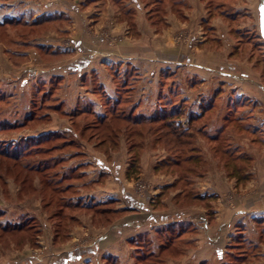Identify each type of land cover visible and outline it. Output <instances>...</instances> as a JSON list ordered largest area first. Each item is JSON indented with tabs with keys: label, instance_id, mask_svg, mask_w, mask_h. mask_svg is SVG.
I'll return each instance as SVG.
<instances>
[{
	"label": "rangeland",
	"instance_id": "rangeland-1",
	"mask_svg": "<svg viewBox=\"0 0 264 264\" xmlns=\"http://www.w3.org/2000/svg\"><path fill=\"white\" fill-rule=\"evenodd\" d=\"M96 1L98 0H0V98L4 99L3 102H0V149L3 148L4 150L0 153V226H6L8 228L22 226L24 230L19 232H11V229L5 232L0 230V264H16L15 260L19 261V264H23L20 260H24L26 256L24 254H28L25 249L33 248L32 254L29 253L31 254L30 259L36 264H41L43 256L51 251V247H65L67 249L82 245L90 240L92 241L91 244L97 243L98 241L101 243L104 242L107 239L106 235L108 233V230L105 228L130 213L128 211H130L131 206L127 202L126 204L122 203V201L125 202V195L127 198H134L135 195L138 198L135 200H139L142 203L147 200V193H150L151 197L147 201V206L152 211L156 209L162 210L164 207L163 200L166 199L171 200L177 209L197 206L199 210H194V218L197 222L200 221L201 226H204V237L210 235L209 241L212 245H217L216 242L218 240L223 243V240L233 238L229 237V235L235 232V227H237V223L233 219L241 217L240 215L243 213L241 211L242 205L248 200L247 194L249 189H244L247 182L252 177L255 180L258 172L264 174V164L262 163L264 160H261L262 156L257 158V165L260 168H254L256 163L255 157H250L247 153L251 148L257 150L264 149V144L260 141L263 138V134H252L250 133L251 131L246 130L247 127L245 126L250 125L251 119L244 121L243 124H237L235 123L236 121H228V123L224 121L225 118L237 119L240 116L243 109H234V106H237L235 100H237L239 95L236 89L237 91H241L243 89L240 88L242 84L244 87H251V83L253 84L251 75H257L253 70L246 69V67L244 68L245 71L239 70L233 63L228 62L221 67L213 68L206 64L208 60L205 58H198L197 55L194 57L191 54L187 55L185 65L166 63L173 68L176 66L180 67L179 73L181 75L176 74L177 78L182 81L184 79L181 77H188L186 72L192 73L191 69L197 68L204 72L209 83L211 82L215 86L219 84L220 86L221 91L218 93L215 90H211V94L219 97V101L217 99L214 100V107L207 113L209 116L199 120V123H195V127L187 125L189 127L184 128L192 133V144L197 147V150L191 149V151L189 149L190 147L186 148L187 150L180 147L181 151L167 152V145L162 143L157 144L152 135L141 139L137 137L127 138V134L125 135L123 133L111 135L109 137V144L103 145L102 148H95V144L103 139H96L98 135H108L110 133L109 129L114 131V128H120L121 124H113V127L109 129L101 128L95 134L93 130H83L85 121L91 119L89 117L85 118V121H82L81 124L71 127L70 121L58 109H47L46 105L41 108L39 102L43 94L42 92L53 91L52 87H54V83L49 80V77L57 74H68L65 69L70 68L68 64L70 61L76 59L79 54L75 55L76 52L73 50L74 54L62 53L52 55L51 51L53 50H48V48L45 50V48L43 49L41 46H38V43L53 44L52 47L58 44V48L59 46L61 48L68 46L72 48L74 47V43L72 42L77 40L80 35V30H82V39L86 37V34L94 33L92 35L93 37L105 40V38L110 39L111 30L117 26L120 28V25H123L122 29H124V34L126 30L131 28L130 22L117 23V20H115V13L118 11V7L123 8L121 4H115L113 0H106V4ZM237 1L240 0H204L203 2L208 9L204 20L207 24H204L202 28L206 33L204 35L205 38L200 35L198 39H191L192 36L190 37V34V38H188V34L180 30L175 38L177 43H191L193 45L192 48H194L198 41H205L206 39V45L209 44L212 48H216L223 40L228 47H232V50L234 49L233 44L236 43L242 47V56L239 55V58L247 59L248 57L258 62L260 66H263L264 46H262L261 40L258 39V35L260 32V11L264 7V0L249 1L250 6L253 8L250 12L248 9L240 12L235 11ZM141 2L143 4H149V6L146 5L147 7H145L149 10L148 16L151 15L149 19L152 20L153 18L161 16V13L154 7L155 5L151 4L152 0H141ZM222 11L225 12H223V15H221ZM46 12H64L63 17L65 18L60 17L44 20L42 15ZM92 18H97L96 21L101 22L97 30L92 26V24L94 25L92 22L95 21ZM215 18L221 19L228 26V31H226V35L228 36L224 34L219 40L212 37L218 36V33H215V29L213 31L210 29L212 28L210 22ZM15 20L21 21L15 22ZM207 26L210 27L209 30ZM238 26H241V28L237 30ZM83 42L87 49L91 48L87 41L83 39ZM234 51L238 52L237 50ZM87 55L92 56L89 52L82 54L83 57ZM165 68L167 69V67ZM44 79L46 80L44 81ZM64 79V77H61L60 83L55 86V95L50 99L47 98L50 101H46V104L57 105L60 104L61 100H64V103L67 102V107L66 104H63V107L66 111H69L72 108V104H76L75 100L73 103L69 100H73V97L77 96L79 92H75V86H70V84L69 88L71 91L70 89L67 90L66 100L60 98V95L63 96V93H60V89H65V87L61 86ZM73 80L79 81L77 76L71 81ZM117 80L122 82L124 78L116 80L113 78L114 82H117ZM170 80L168 79L169 82ZM92 82L95 83L94 80ZM179 84L181 86L180 82ZM251 88L254 90L256 87L253 84ZM164 89L165 91L166 89L169 90L166 86ZM260 89L264 94V82ZM99 90L96 93L97 102L99 103L100 99L102 103H105V97L101 95ZM121 90L122 88L118 91V94L122 92V94L120 93L121 96L116 95V98L119 100L127 95L126 92ZM114 93L116 94V92H113V95ZM258 93L260 92L258 91ZM230 95H234L236 99L227 102ZM54 97H57V99H54ZM241 100H244V98ZM100 106H102L101 102L98 104V108ZM121 106L124 107L123 105ZM34 109L36 110V116L39 118L38 121L35 120L28 127L21 129L2 131L3 128L1 126L3 125L2 120H4V115L10 116L12 123L16 121L19 124L20 122H25L24 116L31 112V110L33 112ZM102 109L104 110V108ZM254 110L261 111V107H254ZM194 113L198 114L199 111L196 110ZM194 113L193 115H196ZM261 120L255 125L259 127L262 122ZM202 124H205V127H201ZM183 127H185L184 124ZM210 127H213V130H215L214 134L220 132L223 140L219 137H217L219 138L217 140L210 137L209 135H213V132L208 130L211 129ZM55 128L58 130L72 129L76 133L80 130V135L76 136L81 144L80 148H67L65 152H61V150L55 148L60 140L38 144L39 146L36 150L32 147L37 145L36 140L38 137L48 134L49 131H45V129ZM204 128L208 131L209 135L203 132ZM250 129L253 131L256 130L253 126ZM262 129L264 130V125H262ZM160 130L165 131V128ZM31 138L36 139L31 141ZM88 138L91 139L90 142L92 143L85 141ZM254 139H258V141ZM134 141L145 144L149 143V145L142 150L130 151L128 145ZM120 144H122L120 146L121 149L118 150V145ZM234 146H236V149L233 150ZM42 148H44V153ZM54 148L56 150L52 151ZM93 149L96 151V154L100 155L98 153L100 152L110 162H114L113 166H111L114 169L111 171L112 178H109L110 180H114L112 187L118 188L119 181L121 182L122 180L123 184L120 183V188L117 189L122 192H119V196H117L120 198V209H122L118 213L104 211L107 214H101L99 210L66 209L64 207L65 204H94L93 201L86 199L84 194H82L80 182L77 183L76 188L73 187L64 194L60 192L51 193L50 190L54 186L46 189L48 187L46 182L49 175L53 176L62 170L63 173L68 172L71 168L78 166L81 171L86 166L84 163L86 159L91 161V163H96L94 160L95 156L91 154ZM78 150L84 156L71 159V154ZM37 151L42 153L39 157L35 156V165L41 163L44 166L49 164L47 162L52 163L49 157L52 156L60 160L59 166L56 169L46 171L44 174L34 173L33 176L27 177V175L32 174L23 170L21 166L17 167V165H13L11 160L6 159L10 156L13 159L24 160V157L29 156V154H34ZM193 152H200V155L194 154L196 158L190 162H186L187 155L193 154ZM60 157L63 158L64 162H61ZM25 161L27 160L23 162L25 163ZM175 164H179V166ZM9 165L13 171L9 169ZM104 168L108 170L106 166ZM243 176H247V179H235V177L242 178ZM180 177L182 181L178 182ZM185 177H188V179L183 181ZM68 184L70 182H64L62 186L66 187ZM261 188L264 189V186L261 185ZM156 189L158 190L157 194L153 193ZM208 190H211L209 192H213L214 190V192L207 194L216 193L218 197L211 196V198L207 199L190 200L193 194H202L208 192ZM187 193L188 195H185ZM217 198L220 200V205L213 207L214 204H218L219 200ZM49 200L53 201V203L47 206L46 204ZM128 201L136 208L130 214L132 221L130 218L128 219L131 226L132 224H139V220H147L150 218L152 214L150 212H143L136 201L129 199ZM116 203L114 204L116 205ZM223 203H226V207ZM239 203H241L240 205L242 207L238 211L235 208ZM114 204H107L106 207L113 208ZM174 206L170 204L169 210V205L167 203L165 204L167 214L173 213ZM202 206L207 212L206 214L200 210ZM98 207L104 208V204L102 203ZM225 208L231 210V213H233L232 216H229V213H227L229 218H226V227L219 228L217 231H211L208 226L209 223L206 221L207 218L209 220L212 219L214 209H216V214H220L224 212L223 210ZM219 219H221L220 215ZM151 220L155 223L153 219ZM240 220L242 221V219ZM157 222L155 224L159 225L160 223L157 224ZM121 223H124L122 219L116 222V226L114 225L113 227L117 228L122 225ZM165 223L164 221L162 224ZM168 224L169 222L164 227H168ZM243 227L245 229L246 226L244 225ZM147 228L149 230L153 229ZM258 228L264 234L262 231L263 227L259 226ZM156 230L154 228L153 232H157ZM248 230H246L248 233L252 231L251 228ZM213 232L215 233L211 236ZM174 233V229H168L166 230L165 237L157 238L156 233L154 238L150 239L151 241L148 243L150 245L147 246L148 244H146L145 246L151 248L149 254L155 258L144 261L145 264H154L156 261L158 264H177L174 260L184 256L186 247L191 246L190 243L186 245L184 238L176 239L175 243H172L170 247L164 249L158 255L161 242H166L172 238L170 235ZM119 245L122 246L121 248L124 252L127 244L122 241ZM130 245L133 248L132 242ZM24 250L25 252H23ZM254 253L255 251L253 250V255ZM253 255L250 253L247 261H245L246 264H250V261L252 263ZM134 256L135 252L133 248L131 249L129 259L134 261ZM262 258L264 264V256ZM215 261L217 260L215 259Z\"/></svg>",
	"mask_w": 264,
	"mask_h": 264
},
{
	"label": "crops",
	"instance_id": "crops-1",
	"mask_svg": "<svg viewBox=\"0 0 264 264\" xmlns=\"http://www.w3.org/2000/svg\"><path fill=\"white\" fill-rule=\"evenodd\" d=\"M99 1L100 3L102 2L103 4H106V0H98L96 2ZM203 1L204 0H152L151 4L155 5L154 7H156L158 12L161 13V16L158 18H153L151 20L149 19L151 15L148 16L149 10L145 8L149 6V4H143L141 0H113L115 4H121L123 7H118V11L116 10V22L124 23L128 21L131 24V28L126 30L125 34L124 29H122L123 25H120V28H118L117 26L111 30L110 39L105 38L104 40L102 38H95L92 36L94 33L86 34V37H84L83 39L84 41H87L91 46L90 49H87L86 46H84L85 43L83 42L81 35L82 30H80V35L77 40L72 42L74 43V47L72 48L69 46L61 48L59 46V49L57 46L58 44L52 47L53 44H46L44 42L38 43L37 45L41 46V48L43 49L45 48V50L47 48L48 50H53L51 51L52 55L62 53L74 54V51L76 52L75 55L79 54L76 59H72L73 61H70V63L68 64V66L72 68L70 72H66L68 74H57L58 76L65 78L61 83V86L65 87V89H60V93H63V96L59 94L60 98L66 100L67 90L70 89V86H75L74 91L79 92V94L77 96H74L73 100H69L71 103L75 101L77 103L81 100L84 102H90L95 104V109L98 112H102V109L100 107L98 108L99 103L97 102L98 100L95 95V90L101 89L102 92L105 93L108 97L112 99L116 98L115 93L113 95V92H115L116 90V84L113 81L112 74L118 72L121 75L120 77L125 79V77L128 75L127 73L130 72L129 79L134 80L133 88L135 91V100L139 101L145 109L151 110L156 105L157 100L161 98L160 89L162 91H165V87L161 88L160 86L161 72L162 70H168L170 71V83L175 84L179 97L181 98V100L185 101L186 105V113L178 120V122L182 127L184 124V128H187L190 126V118L193 117V113L196 110L199 111L198 115H201L202 112L200 110V104L203 99H213V102L215 99L219 101V97L211 94V90H215V92L218 93L219 91H221L219 88L220 86L219 84L215 86L212 85L211 82L209 83L208 79L206 78L207 76L204 75V72L197 68H192V73L186 72V75L188 77H181L182 79H184V81H182L177 78L176 74L178 73L181 75V73H179L180 67L176 66L175 68H173L171 66H168L166 63L185 65L187 55L191 54L194 57L195 55H197L198 58L203 57L208 60L206 64L212 66L213 68L221 67L229 62L233 63L239 70L245 71L244 68L246 67V69L248 68L249 70H253L254 73L257 74H250L253 80L252 82L256 87L254 90L251 88L253 85L252 83L251 87H244L242 84L240 86V88H243L241 89V91H237L236 89V92H238L239 95L237 97V100H235L237 106H234V109H243L239 116V118L241 119V121L239 122L240 124H243L244 121L251 119L249 127L253 126L254 129H256L255 131H257V134L264 135V130L262 129V125H264V94L260 89L261 85L263 86L264 82V63L263 66H260L258 62L249 59L248 57L247 59H243L242 57L239 58V55L242 56V47L236 43L233 44V50L232 47H228L223 40L220 45H217L218 47L212 48L209 44L206 45L205 39V41H198L197 45L192 48L193 45L191 43L188 44L186 42L185 44H180L177 43V40L175 39L177 33L180 30L187 33L188 38L192 36L191 39H198V36L200 35L204 37L206 33L204 32V29L202 30V28L204 24H207L204 20L208 9L206 8ZM249 1L251 0L237 1L235 5V11L240 12L246 9H248L249 12L252 11L253 8L252 6H250ZM223 12L224 11H222L221 15H223ZM63 13L64 12H46L42 16H56V18H65L63 17ZM92 19L95 20L94 22H92L94 23V25L92 24V26H94V29L97 30L101 22L96 21L97 18ZM210 23L212 28L207 26V29L209 30L210 28L212 29V31L213 29H215V33H218V36H212L213 38L219 40L220 38H222V36H224V34L226 35L228 26L224 22H222L221 19L215 18ZM240 28L241 26H238L237 30ZM234 50H237L238 52H235ZM86 52L91 53L92 56L87 55L88 57H83L82 54H85ZM165 67H167V69ZM76 76L78 77L79 81H71L72 79H75ZM52 77L53 76L49 77V80H51ZM45 80L46 79H44V81ZM93 80L95 81V83L92 82ZM179 82L181 83V86ZM96 86L97 88H95ZM167 90L168 89H166V91ZM246 90L248 91L246 92ZM258 91L260 93H258ZM230 96L227 102L236 99L234 95H232L231 97ZM242 98H244V100H241ZM259 106L261 107V111H256L258 108L254 110V107ZM249 107H251V111L248 110ZM260 119H262V122L260 123L259 128L255 124L259 123ZM57 130V128L45 129V131L49 132ZM208 130L213 132V134L215 133L213 127ZM229 131L231 132L230 129ZM263 135L262 137L264 138ZM121 145L122 144L118 145V150L121 149ZM243 149L246 150L245 147H243ZM98 153L100 155L96 154V151L94 149L91 152L92 156H95L94 160L96 161V163H91V161H89L88 159L84 160L86 166L83 170H81V173L84 174L85 177L82 181H78L81 183L82 194H84V197L86 199L93 201L94 204L103 203L107 205L109 203L112 204V202H117V206L114 204L113 208L115 210H122L120 209V198L117 197L119 196V192H121L117 189L120 188V183L123 184L122 180L121 182L119 181L118 188L112 187L114 180L110 179L112 178L111 171L114 169H112L111 166H113L114 162H110L105 155H102V153L100 152ZM247 153L250 157H255L256 163L254 165V168H260L259 165H257V158L262 156L261 160H264V149L257 150L251 148V150H248ZM262 163L264 164V162ZM102 165L104 167L106 166L108 170H105V168L103 169V167H101ZM235 179L238 180V177H235ZM77 183H75L76 186ZM261 185L264 186V174H262L261 172H258V176L257 178H255V180L252 177L247 182V185L244 189H249L247 194L248 200L242 205L243 207L240 205L241 203H239L235 208V210L238 209L239 211V209L242 207L241 211H243V213L240 215L241 217H236L233 219L236 221L237 227H235L234 225L235 232L233 231L234 233L229 235V237L234 238L238 233V227H243L244 225L246 226L244 231L248 238L253 242V250L255 251L254 255L252 252L253 260L252 263L250 261V264H263L262 256H264V234H262L261 230L258 228L259 226L263 227L262 231L264 232V189L261 188ZM209 191L211 190H208V192H204L200 195L205 198H209L211 196L218 197L216 193L207 194L214 192V190L213 192ZM153 193L157 194L158 190L156 189V191H153ZM252 194H254V196H252ZM147 196V200L142 203L139 200H135L138 199L135 195L134 198H127L126 195L124 196L125 202L122 201V203L126 204L127 202V204L131 206L130 211H128L130 213L127 216L124 215V217L119 218L117 221L113 222L112 225H108L105 228L106 230H108V233L106 235L107 239L104 242L101 243L98 241L97 243L91 244L92 241L90 240L83 243L82 245L67 249L65 247H51V251L47 255L43 256L41 264H107L108 259H111L112 262L116 261L118 264H133V261L129 259L131 249H133L130 245L131 242L136 240L138 236L143 234H146L149 239L154 238L156 232H153V229L156 228V231H158L159 229L164 227L167 222H169V226H177L178 224H187L188 226L189 224H191L192 229L194 228V231H186L185 234L181 237L185 239L186 245L190 243L191 246L186 247L184 256L176 258V260H174L177 264L225 263L226 256L230 252L229 246L231 245L233 238H228V240L225 239L223 240V243L218 240L216 242L217 245H212L209 241L210 235L206 236L208 239L204 237V226H201L200 221L197 222V220H195L194 218V210H199V207L189 206L185 207L184 209H177V207L174 206L171 200L166 199L163 200L164 207L162 210L156 209L152 211L147 206V201L149 197H151V194L147 193ZM128 199L131 201H136L139 205V208H141L143 212H150L152 214L150 218H148L147 220H139V224L136 223L135 225L132 224L131 226L128 219L131 216L130 214L134 212V209L136 208L134 205H131ZM217 200L219 199L217 198ZM166 203L169 205V210L170 204L174 206L173 213L167 214V210L165 209ZM223 204L226 207V203ZM219 205L220 200L218 201V204H214L213 207ZM216 209L213 210L212 219L209 221L206 220L207 223H209L208 226L211 231H217L219 228L226 227V218H229V216H232L233 214L231 213V210H227L226 208L223 210V213L216 214ZM200 210L204 211V214L207 213L203 209V206ZM227 213H229V216L227 215ZM177 215L178 217H176ZM219 215L221 216V219H219ZM121 219L124 223H121L122 225L119 224L120 226L114 228L113 226L115 225V223ZM151 219H153L155 223L156 221H158L157 224H160L156 225ZM240 219H242V221ZM164 221L166 223L162 224L164 223ZM252 223L254 224V226ZM147 227L153 229L149 230ZM250 228L252 231L248 233L246 230ZM214 233L215 232H213L211 236ZM122 241L127 244V250L124 249V252L121 248L122 246L119 245V243ZM219 249L221 250L223 255L221 259H218V257L216 256V252ZM25 250L26 253L32 254L33 248ZM25 250L23 252H25ZM123 253H125V255H123ZM28 254H24L26 255L24 258L25 261L20 260V262H23V264H36L33 260L30 259L31 254ZM215 259L217 261H215ZM15 262L16 264H19V261L15 260Z\"/></svg>",
	"mask_w": 264,
	"mask_h": 264
},
{
	"label": "trees",
	"instance_id": "trees-1",
	"mask_svg": "<svg viewBox=\"0 0 264 264\" xmlns=\"http://www.w3.org/2000/svg\"><path fill=\"white\" fill-rule=\"evenodd\" d=\"M44 18V20H51L53 18H56V16H42ZM14 21V20H12ZM21 20H15V22H19ZM258 39L261 40V44L262 46H264V41L261 37V34L259 32L258 35ZM72 68H67L65 69L67 72H70ZM133 72V71H132ZM128 75L125 77V79L121 82L120 80L117 82H115L116 84V94L117 96H121L122 92L118 91L120 90V88H122L121 91L126 92V96H123V98H121V100H119L118 98H116L115 100L108 97L105 93L102 92V90L96 89L95 90V95L98 92V90L100 91L101 95L105 97V103H102V101L99 99V101L101 102L102 106H100V108H104V110L102 109V112H98L95 109V104L90 103V102H84V101H78L75 106H73L72 108H70L69 111H66L63 107V104H65L63 101H60V104L57 105H47L46 101L49 102L50 100H48L47 98H51L53 95H55V86L58 85L60 83V79L61 76H53L51 78V81H53L54 83V87L53 91H43L42 93V97L40 99V105L41 108L44 107V105L47 106V109H53V110H59L61 111V114L66 117L68 119V121H70V126L74 127L77 126L79 124L82 123V121H85V118H91L89 120H86L85 123L83 124V130H93L95 131V134L97 133V131H100V129H109L113 127V124H121L120 128H114V131H110V133L108 135H104V136H100L98 135L96 137V139H100L103 138L100 142L95 144V148H102L103 145L105 144H109V137L111 135H118L120 133L123 134H127V138L129 137H137V138H146L148 136H153L154 140L157 142V144L162 143L167 145V152H172V151H181L182 149H186L189 148L190 150H197V147H195L192 144V139H193V135L191 132H189L187 129H184V127L181 126V124L178 122V120L185 115V109H186V105H185V101L181 100V98H179V94L177 92V87H175V84H171L168 79L170 77L169 75V71L168 70H162L161 72V76H160V86L161 88L167 86V88H169L168 91H162L160 89V96L161 98H159L157 100L156 105L151 109H145L142 104L135 100L134 98V80H130V72L127 73ZM113 78L116 79H121L122 77H120L121 75L117 72L115 74H112ZM61 85V84H60ZM121 93V94H120ZM215 98V97H213ZM54 99H57V97H54ZM4 99L0 98V102H3ZM58 101V100H57ZM63 102V103H62ZM99 102V103H100ZM213 99H203L201 104H200V110H201V115L199 116L198 114L193 115V117L190 118L189 124L191 125V127H195V123H199V120H201L202 118L209 116V111L214 107L213 104ZM121 105H123L124 107H122ZM35 106V105H34ZM36 109V108H35ZM34 109V111L29 112L28 114H26L24 116V120L25 122H20L19 124L15 122H11L10 121V116L4 115L3 118L4 120H2L3 125L1 126L3 129L2 131L5 130H15V129H21L23 127H28L29 124H31L33 121L37 120L38 121V117L36 116L35 112L36 110ZM108 109V110H106ZM2 112V111H1ZM7 113H8V109H7ZM1 115V114H0ZM228 121H232L235 123H239L241 121V119L239 117H237V119L234 118H225V122L228 123ZM26 124V125H25ZM156 124V125H155ZM25 125V126H24ZM155 125V126H154ZM117 126V125H116ZM201 127H205V124H202ZM165 128V131H161L160 129ZM207 128V127H206ZM82 130V131H83ZM246 130L251 131L250 133L254 134L257 133V131H253L250 129V127L248 126L246 128ZM245 130V131H246ZM80 130L76 133L75 131H73L72 129L69 130H57V131H51L48 132V134L46 136H42V137H38L37 138V145L32 146L34 147V149H38V146L40 144L46 143V142H52L55 140H60L59 144L55 146L56 149L61 150V152H65L67 148H80L81 144L79 143V141L77 140L76 136L80 135L79 134ZM203 132H205L206 134L208 133V131L204 128ZM248 132V131H246ZM94 135V134H93ZM91 135V136H93ZM209 135V133L207 134ZM90 136V137H91ZM210 137H213L215 140L217 139H221L222 138V134L220 132H217L216 134L213 135H209ZM219 137V138H217ZM208 138V137H207ZM31 141H34L36 138H31ZM83 139V138H82ZM90 139V138H88ZM86 140L85 141L87 143H92L90 142V140ZM257 140L258 139H254ZM262 144H264V138H262V140H260ZM129 142V141H128ZM39 144V145H38ZM1 145V144H0ZM147 145H149V143L145 144L142 142H130V144L128 145L129 150H142L145 149V147H147ZM113 147V146H112ZM181 147V148H180ZM53 149L52 151L56 150ZM238 148V147H237ZM43 149V153H44V148ZM236 149V146H234L233 150ZM128 150V151H129ZM187 150V149H186ZM191 150V151H192ZM4 151L3 148L0 149V153ZM42 152L37 151L34 154H29V156L24 157L25 163L23 162L24 160L20 159L17 160L10 158V156H8L6 159L11 160L13 165H17L21 166L23 168V170H26L28 173H31L32 175H27V177H31L33 176L34 173H46V171H50L52 169H56L59 166L60 160L55 159L52 156H49L52 163L47 162L49 164L42 166L41 163H37L36 165L34 164V160L35 156L39 157V155ZM194 154L196 155H200V152H193V154L187 155V161L186 162H190L192 160H194L196 157H194ZM240 155V154H237ZM78 156H84V154L81 151H77V152H73V154H71V159L74 157H78ZM17 157V156H16ZM186 157V156H185ZM240 157V156H239ZM61 158V162H64L63 158ZM33 159V160H32ZM185 159V158H184ZM185 159V160H186ZM245 160V159H243ZM21 161V162H20ZM178 163V162H176ZM177 166H179V164H175ZM101 167L104 166L102 165ZM9 169L12 170L11 166L9 165ZM6 170V169H5ZM9 170V171H10ZM106 170V169H105ZM7 171V170H6ZM13 171V170H12ZM239 172V171H238ZM84 174L81 173L80 171V167H75V168H71L70 171L68 172H64L63 170L61 172H57L55 173L53 176H48L47 177V188L49 189L50 186H54V188H52L50 190V192L55 193V192H60V193H66L68 191H70L73 187L76 188L75 183H77L78 181H82L84 179ZM188 177H185L183 181L187 180ZM240 179H247V176H243L242 178L239 177ZM182 181L181 177L179 178L180 182ZM64 182H70V184H68L66 187L62 186V184ZM185 195H188L185 194ZM190 196V195H189ZM205 197H203L200 194H193V196H191L190 200H198V199H204ZM211 198V197H209ZM207 199V198H206ZM53 201L49 200L47 202V206L52 204ZM115 202H112V204H114ZM98 205L101 204H91V205H79V204H65L64 207L66 209H75V210H99L101 214H107L104 211H107L108 213H112V212H116L118 213V211L121 210H115L114 208H110V207H106V204H104V208H101L103 206H101L100 208L98 207ZM110 205V203H109ZM53 214V213H52ZM207 220L209 221V219L207 218ZM167 228V229H166ZM162 227L161 229H159L156 233H157V238H162L165 237L166 234V230H175L174 234H171L169 240H167L166 242H161L160 244V250H158V255L161 254L163 252L164 249L170 247L172 245V243H175L176 239H182V235L185 234L186 231L192 232V230L194 231V228L192 229L191 224H189L187 226V224H178L177 226H169L168 227ZM11 232H19V231H24L22 226H14L13 228H8L6 226L1 227L0 226V230H2V232H5L7 230H10ZM245 229L240 226L237 235L232 239L231 245L229 246V250L230 252L227 254L226 256V261L223 264H246L245 261H247V258L249 257L250 253L253 252V242L248 238V236L246 235ZM173 232V231H172ZM151 240L148 238V236L146 234L140 235L138 236V238L134 241H132L133 243V248H134V252H135V256H134V261L133 264H145L144 261H148L149 259L155 258L154 256H152L151 254H149L151 252V248H147L145 245L148 244ZM152 244V243H151ZM150 244H148L147 246H149ZM147 248V249H146ZM216 256L218 257V259H221L223 257L221 250H217L216 252ZM152 263V262H151ZM107 264H118L116 261L112 262L111 259H108ZM153 264V263H152ZM154 264H158V262H154Z\"/></svg>",
	"mask_w": 264,
	"mask_h": 264
},
{
	"label": "water",
	"instance_id": "water-1",
	"mask_svg": "<svg viewBox=\"0 0 264 264\" xmlns=\"http://www.w3.org/2000/svg\"><path fill=\"white\" fill-rule=\"evenodd\" d=\"M260 34H261V37L264 41V7H262L261 11H260Z\"/></svg>",
	"mask_w": 264,
	"mask_h": 264
}]
</instances>
